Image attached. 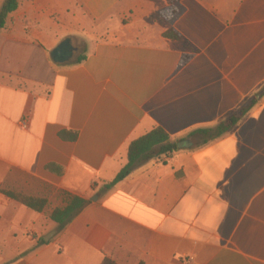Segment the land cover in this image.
<instances>
[{"label": "crops", "instance_id": "obj_1", "mask_svg": "<svg viewBox=\"0 0 264 264\" xmlns=\"http://www.w3.org/2000/svg\"><path fill=\"white\" fill-rule=\"evenodd\" d=\"M174 6L167 19V0H20L8 15L0 264H264V0ZM76 35L91 46L67 62ZM252 97L231 131L199 144L195 131ZM155 127L189 146L103 189ZM4 192L47 203L35 211ZM66 195L86 205L60 229L50 215Z\"/></svg>", "mask_w": 264, "mask_h": 264}, {"label": "trees", "instance_id": "obj_2", "mask_svg": "<svg viewBox=\"0 0 264 264\" xmlns=\"http://www.w3.org/2000/svg\"><path fill=\"white\" fill-rule=\"evenodd\" d=\"M178 0H167L168 7L162 11V15L165 18H172L177 14V9L174 6V3ZM20 0H4L0 8V31L5 27L6 19L8 15L17 9ZM165 36L173 37L178 39L179 35L174 32L165 33ZM85 59V56L81 55L75 61L80 63ZM188 60L187 56H184L181 60V64H184ZM264 92V86L262 88ZM257 100L252 97L246 101V103L235 113L229 116L226 120L218 123L213 128L200 129L195 131L200 135L206 137L203 140L202 144H207L215 139L220 138L229 131H231L239 122V120L245 116L255 105ZM64 133L61 132V136ZM177 141L171 139L170 135L165 132L160 127H155L146 134L132 140L127 149V164L116 174L114 179L104 185L103 189H109L117 182L123 180L131 171L134 165L139 163L144 159L160 158L162 156H168L177 150ZM6 195L12 199L22 203L23 205L35 210L41 211L46 206V199L44 198H35L24 196L18 193L13 192H4ZM86 205V201L80 197L73 195H66L65 203L62 207L55 208L52 210L50 218L53 222L58 224L61 229L66 224H68L81 209ZM43 242V240H40ZM101 264H116L113 260L108 257H105Z\"/></svg>", "mask_w": 264, "mask_h": 264}, {"label": "rangeland", "instance_id": "obj_3", "mask_svg": "<svg viewBox=\"0 0 264 264\" xmlns=\"http://www.w3.org/2000/svg\"><path fill=\"white\" fill-rule=\"evenodd\" d=\"M56 34L59 37H61L64 34L63 29H57ZM76 37H78V38L71 39V42H72L71 44H73V46L75 47L76 50H73L71 57L67 62H73V61L77 60V58L79 56L83 55L84 53H86L91 46L90 43L87 41L85 36L76 35ZM82 39L85 41L86 44H84ZM205 138L206 137L203 136L202 139L199 140V144H202L203 140Z\"/></svg>", "mask_w": 264, "mask_h": 264}, {"label": "water", "instance_id": "obj_4", "mask_svg": "<svg viewBox=\"0 0 264 264\" xmlns=\"http://www.w3.org/2000/svg\"><path fill=\"white\" fill-rule=\"evenodd\" d=\"M53 57V56H52ZM189 142L187 140H182V141H179L176 146L177 148H182V147H185V146H189ZM56 233V231H53L51 234H49L47 237H44V240L47 241L49 238H51L54 234Z\"/></svg>", "mask_w": 264, "mask_h": 264}, {"label": "built area", "instance_id": "obj_5", "mask_svg": "<svg viewBox=\"0 0 264 264\" xmlns=\"http://www.w3.org/2000/svg\"><path fill=\"white\" fill-rule=\"evenodd\" d=\"M21 126H22V127H25V126H26V122H25V121H22V122H21Z\"/></svg>", "mask_w": 264, "mask_h": 264}]
</instances>
